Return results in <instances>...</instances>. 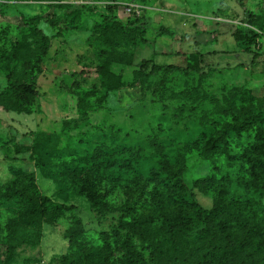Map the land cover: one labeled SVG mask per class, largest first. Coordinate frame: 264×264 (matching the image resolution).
<instances>
[{
    "label": "rangeland",
    "instance_id": "rangeland-1",
    "mask_svg": "<svg viewBox=\"0 0 264 264\" xmlns=\"http://www.w3.org/2000/svg\"><path fill=\"white\" fill-rule=\"evenodd\" d=\"M161 27L173 35L161 36ZM236 29L258 34L254 60ZM19 41L17 56L7 44ZM194 51L202 74L139 71L143 59L185 66ZM24 62L39 70L34 104L28 112L0 106V186L31 174L39 195L72 208L42 224L37 243H20L7 264H64L72 215L85 231L81 264L121 257L100 239L120 219L144 223L146 239H136L145 260L127 253L124 264H152L153 247L166 264L167 222L182 221L197 245L200 209L264 207V0H0V92L32 71ZM99 66L121 85L107 87ZM243 108L254 111L247 121L236 113ZM162 161L184 171L174 176ZM93 203L111 212L99 218ZM7 204L1 226L20 207Z\"/></svg>",
    "mask_w": 264,
    "mask_h": 264
},
{
    "label": "trees",
    "instance_id": "trees-1",
    "mask_svg": "<svg viewBox=\"0 0 264 264\" xmlns=\"http://www.w3.org/2000/svg\"><path fill=\"white\" fill-rule=\"evenodd\" d=\"M240 3L242 4L241 1ZM115 7L112 6V8ZM112 8L109 7L110 10ZM248 16L251 18L252 14L249 13ZM160 35L172 36L173 34L161 27ZM233 36L235 41L244 47L245 52L253 53L254 60L257 53L252 51V47L257 48L258 46V34L253 31L244 33L241 29H236ZM21 42L7 44L11 53L17 56L20 54ZM199 56L200 53L197 51L189 53L188 63L185 66L173 63L160 64L150 59H143L139 71L149 69V73L181 71L184 74L190 72L202 74ZM123 64L128 63L125 61ZM23 68L24 70L32 68V71H26L22 75L17 74L13 79L12 89L4 94L0 92V106L5 110L28 112L34 104L33 95L36 90L33 84L36 82L39 70L27 62L23 63ZM96 70L102 78L107 80V87L108 84H113L112 88L121 85L120 76L111 70L104 66H99ZM163 83L164 80H160L159 84ZM236 113L244 121L254 115L252 108L238 109ZM152 145L155 152L162 157L161 146L156 141H153ZM38 164L45 169L42 162L39 161ZM161 166L174 176H180L184 171L182 165L174 170L169 168L164 161ZM18 172L16 171V175L21 174ZM21 180L17 176L6 186H0V207L6 208L5 204L12 200H18L20 203L18 210L13 213L12 220L4 226L0 224V244L4 246V250L0 249V264L8 263L20 243L36 244L40 237L42 224H55L67 210L72 208V206L55 203L47 196L39 195L31 174L26 175V181ZM252 190L257 192L259 189L255 187ZM261 190L264 191V187ZM92 210L99 218L111 212L109 205L99 207L96 203L92 204ZM198 215L203 222V228L199 230L202 243L197 245H194L186 235L182 221L167 222V235L172 250L166 264H264V207L260 202L254 201L250 204L247 201H240L235 204H215L208 211L200 209ZM143 231L144 223L127 222L122 219L117 225H112L109 232L100 231L102 244L109 250V253L117 250L121 252V257L114 264H124L127 261V253L136 263L145 260L143 253L138 251L136 243V239L141 240V246L146 242V239L142 238ZM64 234L69 242V256L64 264H81L80 259L84 258L83 252L86 249L85 231L81 221L74 215L70 217ZM148 247L150 245L147 243L144 248ZM149 256L152 264H160L161 254L156 247L150 249ZM103 264H112V261L106 257L103 259Z\"/></svg>",
    "mask_w": 264,
    "mask_h": 264
}]
</instances>
